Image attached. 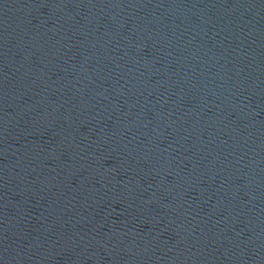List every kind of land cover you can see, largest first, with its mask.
I'll return each mask as SVG.
<instances>
[{
  "label": "water",
  "instance_id": "95a60500",
  "mask_svg": "<svg viewBox=\"0 0 264 264\" xmlns=\"http://www.w3.org/2000/svg\"><path fill=\"white\" fill-rule=\"evenodd\" d=\"M0 264H264V0H0Z\"/></svg>",
  "mask_w": 264,
  "mask_h": 264
}]
</instances>
